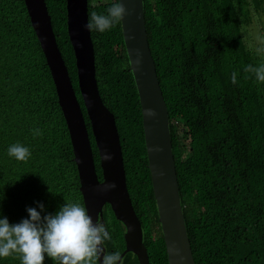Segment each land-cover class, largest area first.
Instances as JSON below:
<instances>
[{
  "label": "trees",
  "instance_id": "16d2710c",
  "mask_svg": "<svg viewBox=\"0 0 264 264\" xmlns=\"http://www.w3.org/2000/svg\"><path fill=\"white\" fill-rule=\"evenodd\" d=\"M144 1L195 263L264 264V83L244 71L249 64H264V54L249 45L247 36L262 24L264 0ZM114 2L88 0L89 16L92 11L106 13ZM46 3L102 181L68 35L67 2ZM91 36L99 91L116 119L127 187L143 226L150 264H169L122 22ZM34 129L41 134L34 136ZM17 142L30 148V158L17 161L8 156V147ZM80 187L67 123L25 1L0 0V212L17 223L37 201L51 213L66 201L85 206ZM103 219L112 235L105 248L121 255L126 228L110 205ZM0 264H20V259L13 255ZM45 264L53 261L46 257ZM121 264L139 261L128 253Z\"/></svg>",
  "mask_w": 264,
  "mask_h": 264
},
{
  "label": "water",
  "instance_id": "95a60500",
  "mask_svg": "<svg viewBox=\"0 0 264 264\" xmlns=\"http://www.w3.org/2000/svg\"><path fill=\"white\" fill-rule=\"evenodd\" d=\"M24 1L67 123L85 208L94 222L99 219L104 223V208L110 205L117 220L126 228V249L121 254L122 260L128 253H133L139 264H150L143 226L127 187L116 119L104 104L98 87L93 40L91 31L86 28L89 22L88 0H66L67 24L76 58L79 90L100 157L102 181L96 170L85 115L58 46L46 0ZM122 2L128 10V15L122 20L123 38L141 104L148 167L168 261L169 264H196L181 204L169 111L146 29L145 1Z\"/></svg>",
  "mask_w": 264,
  "mask_h": 264
},
{
  "label": "clouds",
  "instance_id": "9594fccd",
  "mask_svg": "<svg viewBox=\"0 0 264 264\" xmlns=\"http://www.w3.org/2000/svg\"><path fill=\"white\" fill-rule=\"evenodd\" d=\"M127 15L122 0H116L106 13L92 11L86 28L105 33ZM256 51L264 54V46ZM244 71L264 83V64H249ZM231 80L237 83L236 72L232 73ZM33 133L34 136L41 134L39 129H34ZM7 154L17 161H25L30 158L31 150L17 142L8 147ZM26 212L27 217L17 223H11L0 212V259L15 255L20 264H45L46 257L53 264H121L120 253H109L105 248V243L112 240L110 230L99 219L94 222L83 203L66 201L51 213L43 202L37 201L36 206L28 207Z\"/></svg>",
  "mask_w": 264,
  "mask_h": 264
},
{
  "label": "rangeland",
  "instance_id": "374dc122",
  "mask_svg": "<svg viewBox=\"0 0 264 264\" xmlns=\"http://www.w3.org/2000/svg\"><path fill=\"white\" fill-rule=\"evenodd\" d=\"M263 24H264V19L262 20V24H259V25H256V26L252 27L249 30V33L247 35L248 39H249V45L251 47H253L255 50L258 47L264 46V35H263L264 31L262 32V30H261L262 29L261 26Z\"/></svg>",
  "mask_w": 264,
  "mask_h": 264
}]
</instances>
